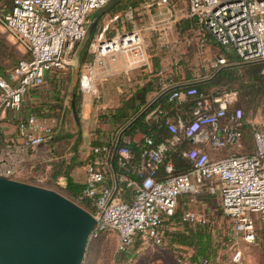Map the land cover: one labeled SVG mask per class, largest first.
<instances>
[{"label": "built area", "instance_id": "obj_1", "mask_svg": "<svg viewBox=\"0 0 264 264\" xmlns=\"http://www.w3.org/2000/svg\"><path fill=\"white\" fill-rule=\"evenodd\" d=\"M109 1L0 0V27L25 54L13 68L0 71V121L8 113L17 114L22 150L46 144L56 134L54 126L41 120L37 113L23 112L25 96L40 88L47 76L66 72L75 65L76 60L70 55L84 39L91 15ZM187 3V17L207 29L242 61L264 60V0H187ZM168 4L169 0H159L157 8ZM151 6L152 3L148 4ZM159 11L163 16L157 22L170 23L173 14ZM118 17L120 13L111 17L102 30L94 32L89 41L92 59L84 65L79 81L83 91L94 92L99 81L149 63L139 32L144 28L107 34ZM163 24L155 26L161 27L160 38L166 39L169 26ZM140 57L146 60L128 67V62ZM206 62L212 71L227 64L226 57L221 55ZM119 66L122 69L117 70ZM96 72L103 76L98 77ZM237 96L234 90L203 92L195 84L175 90L170 100L193 99L191 116L168 119V129L173 136L166 143L155 146L153 138L147 136L141 163H135L134 154L127 145H119L114 161L117 159L122 170L120 177L113 167L118 138L113 147L108 144L92 146V156L85 163L87 180L83 197L94 200L96 207L93 215L97 224L93 236L115 233L117 250L121 254L130 250L137 236L160 245L164 242L165 217L175 213L179 197L186 192H198L206 182L218 177L222 209L231 221L234 239L242 238L249 243L258 241L264 233V126L253 127L255 151L252 154L230 152L213 158L203 148L193 145L184 152L192 162L190 170L157 179L165 152L183 140L205 142L218 150L239 145L245 114L241 107L234 105ZM155 112H162L161 105L148 117ZM13 148L9 147V152L3 156L15 155ZM3 162L5 159L0 157V173L14 178L15 168ZM166 169L171 173L173 165L168 164ZM110 171L114 175L113 184L108 183ZM129 174L138 176L140 181ZM119 180L135 189L132 199L120 193ZM184 219L196 224L206 223V219L193 210L186 211ZM240 255L238 250L233 260Z\"/></svg>", "mask_w": 264, "mask_h": 264}, {"label": "trees", "instance_id": "obj_2", "mask_svg": "<svg viewBox=\"0 0 264 264\" xmlns=\"http://www.w3.org/2000/svg\"><path fill=\"white\" fill-rule=\"evenodd\" d=\"M129 1L131 0H120L109 13L111 15L117 14L119 11L127 7ZM147 1L148 0H138L137 2H139V4H144ZM171 1L173 2L175 0H169L170 3ZM158 2L159 0L154 1L152 4L157 6ZM179 22L185 29V31L182 32V34L185 33L183 37L184 39L180 40L185 42L187 47H191V51L194 50L197 52L198 50L202 53V50L208 45L215 46L219 49V53L217 55L226 57L227 64L213 79L211 78L215 75V73H217V71L209 74L204 71L200 72L198 69H194L189 65L181 66L182 63H180V65L173 64V70L171 73L175 80H179V84L182 85L172 87L166 91H160L161 94L159 95V99L157 101H147V96L152 91L157 90L154 88V79H151L148 82H145L144 85L138 87L132 96L124 101H121L120 107L112 110L110 113H106L107 118L113 125H120L122 127L123 136L120 145H127L134 154L135 163H141V154L146 147L145 138L147 136L153 138L155 146H158L161 143H166L173 136L168 129V119H177L178 117L189 118L191 116L192 106L194 104L193 99L170 100V96L175 90L182 89L187 86V84H195L200 91L207 93L211 91L222 93L224 90L217 91L213 88L220 85L235 84L236 86L227 88L226 90L237 91L238 99L236 106L243 109L245 114V123L242 127V137L240 139V143L239 145L237 144L233 147L236 148L239 153L252 154L255 151V141L252 125L247 122V115L252 110L255 111L258 109L261 103L259 98L264 96V60L242 64L244 61H242L238 55L235 53L234 55L228 54V51L232 50H229L225 46L221 45L204 27H200L198 24L191 25V23H189L186 19H182ZM79 48L80 47L78 46V51ZM6 54H8L9 58L13 60V62H11L10 65L8 64L7 66L2 67L0 60V71L13 68L21 59H18L16 51L12 47L0 40V56ZM157 56L158 54L151 57V61L155 69H161L164 67V64L162 63V56ZM91 59L92 54L89 53L87 44V46L80 51L79 60L81 61V65L84 66L85 63ZM59 73L57 74L60 76L55 77L56 87L58 89L57 94H59V96L57 97V95H55L51 98V102L49 104L50 110L48 113L50 117L58 119V122L63 119V112L67 109L65 100L67 93L69 92L67 89V81L71 70L69 69L66 72ZM81 104L82 94L77 91L75 106L79 116L81 114ZM159 105H161L162 112H155L148 117V115ZM147 107L150 108L148 111L144 112ZM66 117L67 116H65V118ZM59 131L54 135L55 138L48 142L50 147L55 149L54 155L57 157V159L52 162L51 177L53 180H57L62 176L65 178V184L60 185L58 183L57 187L52 188L69 199L79 203L91 213H94L96 210L94 200L88 197H83L86 182L78 163L82 157L80 152V147L84 141L82 131L79 129V132L76 134L65 132L62 129ZM137 132H141L144 135L140 141H136L134 139ZM72 138H74L73 145L70 150L66 151L63 143L71 140ZM190 142L191 141L187 139L183 140L165 152V157L160 165L157 179H165L171 175H177L188 171L193 167L192 162L184 156V152L191 147L189 146ZM93 144L94 146L108 144L113 147L115 142L110 139L104 141L96 140ZM9 147H14V145L6 140L0 125V151ZM230 148L231 147L219 149L222 150L220 157L225 155V150L230 151ZM67 153H71V155H68ZM168 164L173 165V171L171 173H169L166 169ZM22 166L26 168V173L24 174L26 178L20 180L28 183H36L37 178L47 170V164H33L28 167L27 163H22ZM113 167L120 177L122 170L118 167L117 159L114 161ZM74 170H77V172L74 173ZM129 175L134 180L140 181L138 176L133 174ZM113 182L114 175H112V171H110L108 183L113 184ZM119 187L120 193L127 199L133 198L136 192L133 187L127 186V183L121 180H119ZM185 213L186 211L183 208H179L178 210L177 207L173 215L165 217L164 224L168 221L169 223H175L176 226H178L177 229H175L176 231L174 230L172 232V241L184 246H189L192 249V254L190 256L192 263L211 264L213 257L216 256V248L214 245L215 241L208 230V223L210 221H206V225H202L200 223H197V225L196 223L185 220ZM104 234L107 233H101L93 236L92 240L98 239ZM140 240H142V238L137 236L134 244ZM258 242L264 246V235H260L258 237Z\"/></svg>", "mask_w": 264, "mask_h": 264}, {"label": "rangeland", "instance_id": "obj_3", "mask_svg": "<svg viewBox=\"0 0 264 264\" xmlns=\"http://www.w3.org/2000/svg\"><path fill=\"white\" fill-rule=\"evenodd\" d=\"M138 0H131L129 1L127 7L118 13H120V17H118L113 24L109 27L107 30V34L109 36L114 35L117 30L119 32H127V31H138L142 28H144L143 31L140 32V36L142 37V46L144 45V51L150 56V60L152 59L154 55L158 54L157 57L162 56V63L173 61V64L185 66L189 65L194 69H198V71L205 73H214L216 71H212V69L207 68V62L206 60H213L215 56L219 53V49L215 46L208 45L206 48L202 50V53H200L198 50L197 52L192 50L191 47H187L185 42H183L180 39H184V34L182 32L185 31L183 28L184 26L180 24V19L184 16V12L186 10L187 6V0H175L171 1L170 4L166 5L162 9L163 12H166L168 14H173L170 23H162L157 22L159 19H161V13L157 9V6H151L148 7V4L154 3V1L158 0H148L144 4H139L137 2ZM174 5V6H173ZM169 9H171V12H169ZM92 16V15H91ZM114 15H111L109 12L104 15L96 28L94 32H96L98 29L102 30L107 21L113 17ZM156 21V22H155ZM156 24H163L164 26L168 27V36L166 39L160 38V30L159 26H155ZM170 24V25H169ZM163 26V27H164ZM94 34V33H93ZM93 36V35H92ZM169 38V39H168ZM0 40L7 43L10 47H12L16 51V55L18 59L23 58L25 56L23 49L21 46L16 43L12 38L8 35L6 31H4L0 27ZM80 47V45H79ZM80 49V48H79ZM88 51L90 53V45L88 43ZM230 52V53H229ZM10 53V51H9ZM228 54L234 55V51H228ZM80 52L78 51V46L76 47L75 51L70 55L72 58L75 59L76 63L71 67V73L67 81V97L71 98V80H72V73L73 70L77 64V59L79 58ZM233 59V56H232ZM2 67L10 65L13 60H11L6 55L0 56ZM91 61V60H90ZM88 61L87 63H89ZM85 63V64H87ZM172 63H170L171 66H173ZM226 66V65H225ZM223 66V67H225ZM84 66L81 67V71ZM222 68V67H221ZM122 69V66L117 67V70ZM120 77V74H115L113 77L110 78H118ZM105 82V81H104ZM56 86L55 82V76L51 75L49 78L46 79L45 84H43L40 88L35 89L38 91V93L34 94L35 90H31L26 96L25 101L31 102L34 112H38V116H40V119L43 118V116L46 117L45 114H42L43 111V105L49 104V101H44L45 96H40V91L43 92L44 87L46 86ZM236 86L235 84H226V85H220L218 87H215L213 89L215 90H226L227 88H231ZM82 95L83 93H88L89 95H93V97H96L98 93V85L95 86V91H83L79 85V88L77 89ZM42 94V93H41ZM95 95V96H94ZM238 99V96H237ZM259 101H261L259 107L257 110H252L247 115V122L250 123L253 127H263L264 126V96L259 98ZM94 103V106L101 105V104H111L115 105L114 103H117L118 101H92ZM237 102V101H236ZM83 105V101H82ZM236 106V103L234 104ZM66 108L68 110H72V104L71 101H66ZM107 110V109H105ZM110 110V109H109ZM95 113V112H94ZM107 113L100 111L98 113L99 116H94L93 113L91 115V119L89 121V124H85L81 121L82 117L81 114L79 117L80 120V128L78 127L77 123L75 124V116L73 118H69L67 124L63 125L61 128L65 132L70 133H78L79 129L82 131L85 130L87 133L89 129H91L92 132H97V134L101 135L97 137L96 139H93L91 143H93L96 140L104 141L107 140L105 137L107 133L112 137L113 139L116 138L117 135H119L122 132V127L120 125H113L111 121L107 118ZM109 113V112H108ZM49 116V115H48ZM47 118V117H46ZM97 118V119H96ZM44 119V118H43ZM42 119V120H43ZM45 120V119H44ZM57 119V123H58ZM97 121V122H96ZM56 124V123H55ZM89 126V129L87 128ZM56 132L59 131L58 126H54ZM60 129V130H61ZM90 131V132H91ZM60 132V131H59ZM74 142V138L71 140L64 142L63 146L66 151L70 150ZM189 146H193L195 144L189 143ZM94 145V144H93ZM89 146V143L86 142L85 147ZM81 147H84V142L82 143ZM80 147V148H81ZM2 148V147H1ZM46 149L49 148H37V150L40 152L39 154L43 156V153ZM225 155H227L230 152H237V149L232 147L230 148V151L225 150ZM8 148L3 149L0 151V157L5 159V163L8 167L13 166L15 168V173L13 175L14 178L17 179H25L26 176H24L25 167L22 166V163H27L28 167L32 166L33 164H36L37 162L35 160L29 162L28 160L21 161L20 158L15 157V155H8L3 156L4 153H8ZM19 161V162H18ZM14 162L15 164H12ZM31 164V165H30ZM46 163H42V165H45ZM24 168V169H23ZM47 171V170H46ZM41 175H45V173H42ZM43 181L38 183L41 184H48L47 181L44 179L45 177H41ZM53 186V185H50ZM193 195V194H192ZM201 198L197 197V202H195L191 205V208L189 210H193L197 212L202 218H205L206 221H210L208 223L209 228L213 240L215 241V248H216V256L213 257L211 264H264V246L263 244L259 243L258 241L254 243H249L244 241L242 238H239L238 240H235L232 230V224L228 216L225 214V212L222 209V205H217L219 202V198H214V203L217 205L216 207H212L211 212H209V209H207V205L202 197H206L208 200L209 197H216V194H208L207 192H201L200 193ZM213 195V196H211ZM179 205V200H178ZM178 206V210H179ZM179 225V224H177ZM198 225V224H197ZM206 225V224H202ZM178 226H176L175 223H169L168 221L164 224V242L160 245L152 244L151 242H147L144 239L137 241L136 244H133L130 250L127 253L121 254L117 250V244H118V237L115 233H107L104 234L102 237L98 239L91 238L87 255L84 261V264H195L192 263L190 256L192 254V249L189 246H184L181 244H178L176 242L172 241V232L177 229ZM176 231V230H175ZM264 235V233L262 234ZM240 250L241 255L237 260H233L234 254Z\"/></svg>", "mask_w": 264, "mask_h": 264}, {"label": "water", "instance_id": "obj_4", "mask_svg": "<svg viewBox=\"0 0 264 264\" xmlns=\"http://www.w3.org/2000/svg\"><path fill=\"white\" fill-rule=\"evenodd\" d=\"M119 1L110 0L93 12L79 52L89 43L100 19ZM247 63L250 62L242 64ZM81 67L78 58L70 99L79 128L75 98ZM122 136L123 132L117 140L113 161ZM96 224L93 213L60 192L0 173V264H84Z\"/></svg>", "mask_w": 264, "mask_h": 264}, {"label": "crops", "instance_id": "obj_5", "mask_svg": "<svg viewBox=\"0 0 264 264\" xmlns=\"http://www.w3.org/2000/svg\"><path fill=\"white\" fill-rule=\"evenodd\" d=\"M164 7H166L165 5H162L160 7H158V10H162ZM187 11H188V3L186 6V10L184 12V16L180 19H186L189 23H191V25L195 24V21L191 18L187 17ZM161 20V19H159ZM169 39V38H168ZM137 60L135 61H130L128 62V67L132 66L133 63L137 64L139 62H142L144 60H146V58H136ZM170 63L173 64V61H169V62H163L164 67L161 69H155L153 67L152 61L150 60V56H149V63L147 66H143V67H139V68H135L132 70H128L126 72H121L120 73V77L118 78H110L109 77L107 79L101 80L97 83L98 85V93L96 95V97H93V95H89L88 93H83L82 95V101H83V105L81 104V121L85 124L87 123V125L89 124V121L91 119V115L93 113L94 116H99L98 113L100 111L106 112L107 113L111 112L112 110L120 107L121 105V101H124L126 99H128L130 96L133 95V93L136 91V89H138V87L142 86L145 84V82H148L151 79H154V88L157 89L155 91H152L148 96H147V101H157L159 99V95L161 94L160 91H166L168 89H171L172 87H176L178 85H182L179 84L180 81L179 80H175V78L172 75V66L170 65ZM101 74V72H99ZM60 74V73H59ZM59 74H55V77H59ZM53 75V74H52ZM51 75L47 76V78H49ZM103 76V75H101ZM114 75H112L113 77ZM111 77V76H110ZM105 81V82H104ZM190 83V82H189ZM45 84V83H44ZM186 85V84H185ZM189 85V84H187ZM35 90V89H34ZM44 91L41 92L40 91V96H45V100L44 101H49L51 102V98L55 95H57V97L59 96V94H57V87L56 86H46L43 89ZM38 93L37 90L34 91V94ZM42 93V94H41ZM95 96V95H94ZM71 98L66 97L65 100V105H66V101H70ZM186 99H190V98H186ZM185 99V100H186ZM92 101H118L117 103H114L115 105H111L108 103L105 104H101V105H96L94 106V103ZM50 104V103H49ZM49 104H45L43 105L42 108V114H45V116H43V118H41V120L43 119L45 122H47L48 124L52 125V126H58V129L60 130L63 125H66L69 118H73L75 115L73 113V110H68V108L63 112V119L57 123V119L54 117H50L48 116L49 113ZM107 109V110H105ZM110 109V110H109ZM23 112L24 113H37L38 112H34L33 107L31 102H26L24 103L23 106ZM95 112V113H94ZM106 114V113H105ZM65 116H67L65 118ZM40 118V116H39ZM16 119H17V114L16 113H8L6 116L3 117V119L1 120V128L2 131L6 137L7 141L12 142L15 146H14V154L16 155V157L20 158L21 161L24 160H28L29 162L35 160L38 164H42V163H46L47 164V171L45 172V175H41L37 178V181L41 182L43 181V179L41 177H45L44 179L47 181L48 184H41V183H33V184H37V185H41L44 187H48L50 185H53L51 187V189H54L52 187H57L58 183L60 185H64L65 184V178L64 177H59L57 180H53L51 177V172H52V162L55 161L57 159V157H55L54 152L55 149L50 147V145L48 143L43 144L37 148H49L46 149L43 153V156L40 155L39 151L37 150V148L35 149H25L22 150L21 148V139H20V135L18 133L17 130V124H16ZM97 119V118H96ZM65 120V123L63 124ZM97 122V121H96ZM56 123V124H55ZM75 124H76V120H75ZM89 129V126L87 127ZM91 129L88 130V132L86 133L85 130H83V137H84V147L80 148V152H81V159L79 160V165H80V170L84 176V180L86 182L87 180V176H86V172H85V163L86 161L92 156V151H91V147L94 146L92 142L93 139H96L97 137H99L101 135L97 134V132H90ZM119 138V135H117ZM116 136V138H117ZM143 134L141 132H137L134 136V139L136 141H140L143 138ZM107 138V140H111L114 141L116 138L113 139V136L111 137L108 133L105 136ZM55 138V136H54ZM86 142L89 143V146L85 147ZM195 145H198L199 147L203 148L204 150H206L213 158H217L220 157V155L222 154V150H218V149H213L212 147H210L209 144L205 143V142H201V143H194L191 142ZM68 154V153H67ZM68 155H71V153H69ZM77 170H74V173H76ZM20 180V179H19ZM48 185V186H47ZM55 190V189H54ZM221 182L219 180L218 177H215L211 180H209L208 182H206L205 185L202 186L201 190H199L198 192H186L183 193L180 197H179V208H183L185 211H188L189 209H193L195 210V208H191V205L195 202H197V197L201 198L202 195H200L201 192H207L208 194H216V197H209L210 200H208L206 197H202V199L207 202V209H209V212H211L212 207H216L217 205H220L221 207ZM193 194V195H192ZM213 196V195H211ZM219 202L216 205L214 203V198H219Z\"/></svg>", "mask_w": 264, "mask_h": 264}, {"label": "bare ground", "instance_id": "obj_6", "mask_svg": "<svg viewBox=\"0 0 264 264\" xmlns=\"http://www.w3.org/2000/svg\"><path fill=\"white\" fill-rule=\"evenodd\" d=\"M95 75H97L98 77L101 76V74L99 72H96Z\"/></svg>", "mask_w": 264, "mask_h": 264}]
</instances>
